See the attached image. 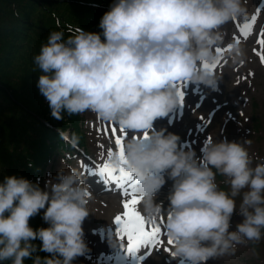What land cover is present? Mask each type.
<instances>
[{"label": "clouds", "instance_id": "clouds-1", "mask_svg": "<svg viewBox=\"0 0 264 264\" xmlns=\"http://www.w3.org/2000/svg\"><path fill=\"white\" fill-rule=\"evenodd\" d=\"M247 15V0H115L101 18L102 34L79 27L67 37L52 31L33 57L37 86L54 118L92 112L131 133L124 156L142 173L139 212L149 223L163 215L176 264H207L264 239V162L254 163L250 141L210 139L198 157L179 147L178 135L154 129L180 102L174 84L217 88L219 78L203 65L215 62L225 26ZM243 55L233 44L230 58ZM111 164L120 167L118 155ZM165 172L173 181L167 208L158 199ZM90 198L76 169L61 168L43 189L25 177L5 176L0 264H73L87 249L82 225ZM42 209L48 226L33 229L29 220ZM234 212L242 219L233 229Z\"/></svg>", "mask_w": 264, "mask_h": 264}, {"label": "rangeland", "instance_id": "rangeland-1", "mask_svg": "<svg viewBox=\"0 0 264 264\" xmlns=\"http://www.w3.org/2000/svg\"><path fill=\"white\" fill-rule=\"evenodd\" d=\"M114 0H75L74 3L68 4L67 0H48L44 6L36 5L31 9L30 18L39 20L40 26L32 28L26 35L22 36V40H18L17 48L11 57L10 63L7 67H2L0 70V78H5L9 84L11 98L5 97L0 93V148L5 149L12 165L9 166V161L0 152V177L3 181L5 176L15 175L22 176V169H28L32 163L34 156L37 152L34 146L35 124L28 122L29 117L40 120L41 122L49 123L59 122L60 120L54 118L51 114V109L46 98L40 93L37 86L39 78V69L33 62V57L39 53L42 44L47 42V37L50 32L63 30L65 36L74 32L76 28H81L85 31L96 32L100 25L101 18L104 13L107 12ZM20 7V14H22ZM98 11L97 15L91 12ZM16 13V11H14ZM101 13V14H100ZM50 16L54 23L52 28L42 27V23L45 22V18ZM10 17H13L9 14ZM5 17L3 12L0 11V24L3 23ZM41 41L38 42V40ZM38 43V47L36 44ZM0 56L3 54L0 51ZM243 61V65L247 71H254V75L247 77L242 82V87L232 88L233 92L227 91L225 83L218 82L216 99L220 102H227L239 97L248 98L249 104L244 110L245 115L250 116L248 124L245 125V132H256L247 137L246 140L250 141L248 150L250 155L264 154V64L261 63L260 58L252 50L244 51V55L237 61L233 62L231 72L229 74V85L234 86L239 75L238 65ZM6 87V89H9ZM245 90L244 94L237 95ZM13 97V98H12ZM37 110L40 111L37 112ZM233 109L225 108L221 110V117L217 120H213L211 123L214 125L221 124L224 118L233 116ZM45 113V116L41 115ZM68 114H64L66 118ZM84 120L87 121L92 117L91 112L83 113ZM257 118L255 127L252 125V117ZM27 121V122H24ZM260 122V123H259ZM210 123V124H211ZM54 125V124H53ZM88 125V123H87ZM239 126V123H236ZM248 126V127H247ZM235 126H227L226 130H234ZM215 133H218V128L215 127ZM226 133V132H225ZM259 152V153H258ZM254 163H258V160L253 157ZM48 164V163H47ZM3 165H7L6 167ZM225 178L217 176V181L221 188L227 190V185L224 183ZM169 193V190H166ZM167 195L158 198L164 201L163 207L168 203L166 200ZM106 212V210H105ZM36 216V215H35ZM43 217V214H41ZM100 216V215H99ZM100 216L96 218L95 215H89L86 218L85 223L91 228L97 219L104 218ZM231 219V227L234 229L236 224L241 221V217L238 213L233 214ZM39 219H37L38 221ZM89 228H86L84 235L86 238L90 237ZM85 238V239H86ZM86 242V241H85ZM38 247L40 241L37 239L33 241ZM251 242H249L250 244ZM240 245L242 250L240 251V260L238 264H264V239L256 243ZM87 244V248H88ZM39 255H43L44 252H39ZM79 262L77 257L74 259V263ZM25 264H31L30 260H26ZM231 264H234L231 261Z\"/></svg>", "mask_w": 264, "mask_h": 264}, {"label": "snow or ice", "instance_id": "snow-or-ice-1", "mask_svg": "<svg viewBox=\"0 0 264 264\" xmlns=\"http://www.w3.org/2000/svg\"><path fill=\"white\" fill-rule=\"evenodd\" d=\"M261 12H264V9H257L254 12L250 19L246 20L243 23L237 24L238 35H235L233 38L236 44L241 42V39L247 40L253 33L255 24L258 21V17ZM235 20V19H234ZM256 43L257 48L253 49V52L259 56L260 61L264 64V27H262L257 34ZM233 47L232 44L226 46V48L218 47L216 49L217 59L214 63L208 64L204 63V67L209 70H214L220 64L221 55L227 51L231 50ZM243 63V61H241ZM249 75H254L249 73ZM247 77H245L246 79ZM239 83V79L237 80ZM183 81L179 82L178 87V96L180 97V102L183 100V91H182ZM204 119V117H201ZM98 132H103L105 135H110L114 138L116 150L108 149L107 157L108 159L97 166L99 172L103 174L107 181L115 183V186L122 189L123 195L126 197L122 201L123 212L117 214L114 217V223L118 225L117 233L122 240H126V247L129 252H135L141 248L146 249L144 254L150 256V249L156 245H163L164 241L161 239L162 234V225L158 223L157 220L153 219L151 223L146 221L141 213L138 211V204L141 199L136 192V184L139 182V179L142 173L134 168H131L127 165V161L124 156V141L128 138V131L123 127H118L115 124L111 126L105 125L103 128L98 129ZM143 139L146 141L149 139L148 133L145 132ZM210 140V138L208 139ZM102 148L103 145H100ZM114 155H118L120 158V167H113L111 164V158ZM83 167L85 166L82 162ZM161 221L163 217H160ZM167 244L172 245L173 241L170 237L167 239ZM165 251L171 252V248H165Z\"/></svg>", "mask_w": 264, "mask_h": 264}, {"label": "trees", "instance_id": "trees-1", "mask_svg": "<svg viewBox=\"0 0 264 264\" xmlns=\"http://www.w3.org/2000/svg\"><path fill=\"white\" fill-rule=\"evenodd\" d=\"M47 1L48 0H0V11L3 12L5 17L3 23L0 24V51L3 54V56H0V70L2 67L4 68L9 65L14 50L20 48V46L17 47L18 40L23 41L24 39H22V36L26 35L28 31L32 30V28L40 26L39 20L34 19V17L33 19L30 18L31 9L36 5L45 7ZM74 1L75 0H67V3L71 4L74 3ZM20 7H22V14L19 12ZM14 11H16V13H14ZM91 12L95 15L99 13L98 11L93 10H91ZM9 14L13 17H10ZM41 25L42 27L52 28L54 23L48 15L45 18V22ZM39 41H41V39H39L38 42ZM36 47H38V43L36 44ZM6 87L9 88L7 80L5 78H0V93L7 98H11L10 91L12 92V90L10 88L6 89ZM37 112L40 113L39 110H37ZM41 115L45 116V113H42ZM74 119L77 118H69L65 121L61 119L59 122H52L51 124L41 122L33 117H29L28 122L30 124L27 121H24L29 125L32 123L35 124V132L33 136H35L36 139L33 143L34 146L38 148L34 156L35 165L33 168H28L29 171H35L37 164L45 157V155H47V151L53 149L54 142L52 139L56 136V133L54 132L55 128H64L67 123H73ZM0 152L9 161V165H12L5 149L0 148ZM29 224L33 229H37L34 216L30 218ZM45 255L48 254L44 252L42 256Z\"/></svg>", "mask_w": 264, "mask_h": 264}, {"label": "bare ground", "instance_id": "bare-ground-1", "mask_svg": "<svg viewBox=\"0 0 264 264\" xmlns=\"http://www.w3.org/2000/svg\"><path fill=\"white\" fill-rule=\"evenodd\" d=\"M115 209L121 210V208H120V207H115V208H107V210H109V211H113V210H115Z\"/></svg>", "mask_w": 264, "mask_h": 264}]
</instances>
